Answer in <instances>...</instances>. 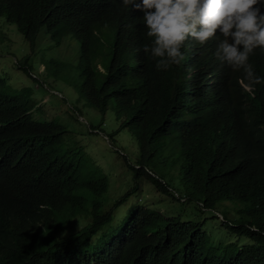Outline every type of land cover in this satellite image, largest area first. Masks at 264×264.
<instances>
[{
    "label": "trees",
    "instance_id": "obj_1",
    "mask_svg": "<svg viewBox=\"0 0 264 264\" xmlns=\"http://www.w3.org/2000/svg\"><path fill=\"white\" fill-rule=\"evenodd\" d=\"M142 18L115 0H0L1 38L15 31L36 58L40 39L50 41L37 85L62 91L53 78L102 116L113 110L119 130L107 138L126 130L138 148L135 188L102 212L107 174L64 143V125L36 119L32 88L0 75V264H264V83L219 61L215 38L187 40L184 60L158 69L142 50ZM29 62L19 68L36 78ZM248 63L264 78V50ZM142 179L193 205L192 216L212 211L234 241L216 244L205 220L129 204ZM123 204L113 235L107 226Z\"/></svg>",
    "mask_w": 264,
    "mask_h": 264
},
{
    "label": "rangeland",
    "instance_id": "obj_2",
    "mask_svg": "<svg viewBox=\"0 0 264 264\" xmlns=\"http://www.w3.org/2000/svg\"><path fill=\"white\" fill-rule=\"evenodd\" d=\"M39 44V53L36 58L28 52L30 50L22 35L4 28L3 38L0 37V75L6 78L15 89L32 88L36 119L41 122L56 121L64 125L69 131L63 138L64 143L72 147L78 143L84 148L90 161L100 167L105 175L107 174L110 181L109 192L101 200L104 203L102 212H108L119 199L135 188L133 173L130 171V165H135L138 158V148L134 138L130 132L121 130L115 136L116 141L109 140L107 135L119 130L114 111L111 110L102 116L98 111L88 108L85 102H78V95L75 91L69 87L59 86L53 78L47 79L48 83L63 89L62 91L40 88L37 84H41V81L47 77L45 68L41 66L42 54L45 52V55L50 57L53 50L50 48L49 40L40 39ZM46 47L48 48L44 51ZM76 49L77 44L74 43L72 50L68 51L70 56L76 53ZM26 55L30 57L29 65L33 67L32 73L36 78L19 68L18 62L23 61ZM128 203L135 206L143 203L168 217L181 216L183 219H195L196 222L205 220L207 221L205 228L213 230L212 232L218 236L213 240L216 244L235 239L224 231V228L222 229L221 219L213 218L212 211H197L196 216H192L190 214L194 212L191 209L193 205L180 206L171 197L159 192L146 179L139 182L138 192L132 194ZM127 215L126 204L114 210L113 222L107 226L111 234L115 235L119 228H124Z\"/></svg>",
    "mask_w": 264,
    "mask_h": 264
},
{
    "label": "clouds",
    "instance_id": "obj_3",
    "mask_svg": "<svg viewBox=\"0 0 264 264\" xmlns=\"http://www.w3.org/2000/svg\"><path fill=\"white\" fill-rule=\"evenodd\" d=\"M115 1L143 12L141 22L150 43L142 50L156 60L158 69L180 64L184 60L181 49L187 40L203 45L215 38L218 42L214 55L219 61L234 69L243 68L256 84L264 83L248 63L254 50H264V0Z\"/></svg>",
    "mask_w": 264,
    "mask_h": 264
}]
</instances>
